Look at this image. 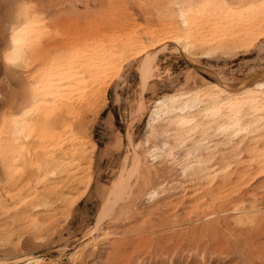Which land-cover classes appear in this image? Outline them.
Segmentation results:
<instances>
[{"label": "bare ground", "instance_id": "1", "mask_svg": "<svg viewBox=\"0 0 264 264\" xmlns=\"http://www.w3.org/2000/svg\"><path fill=\"white\" fill-rule=\"evenodd\" d=\"M233 1L235 0H173L172 15L170 12L168 14L173 19L174 11L180 17L181 21L177 26L158 31L149 23H144L143 26L139 23L138 29L143 32L135 29L125 31L111 40L112 35L109 33L112 22L109 25L98 22L92 28L90 26V29L84 27L80 33L71 34L81 22L78 15L49 31L45 16L49 15L51 21H54L55 15L52 16L45 5L48 3V7L53 6L56 4L53 0H47L46 4L42 0L0 2V28L1 25H8L5 33L7 40L0 52L8 47L13 30L28 20L33 22L31 38L35 45L23 68L3 63L0 67L8 75L20 71L27 81L25 91H9L1 100L0 240H8L24 228L35 235L48 231L57 223V216L64 214L66 209H71L77 200L71 193L83 183L89 185L91 179L84 163L93 160L92 153L96 143L90 142L86 137L92 119L88 117L92 115L94 120L99 114L103 107L99 101L105 100L112 80L118 77L126 62L166 44H172L173 50L193 59H211L240 51L249 52L255 47L264 29L261 31V27H264V0H250L251 2L241 6ZM160 9H164V6ZM7 10H13V14L4 18ZM126 21L129 22V19ZM198 21L204 22L196 24ZM123 26L126 24L123 23ZM108 34L110 41L106 42L104 38ZM206 34L212 37H204ZM144 37L149 38L146 43L141 39ZM153 63L154 58L149 56L142 62L144 82L151 75ZM252 76L257 77L250 85L240 89H233L220 79L211 83L209 89L182 91L155 100L151 112L152 122L162 119L169 121L172 124L169 135L175 142L178 145L191 143L184 155L187 161L180 171L186 177L181 182H186L189 189L192 188L189 198L193 201L211 198L209 200L214 203L215 199L221 197L214 198V191L220 192L232 182L234 176L237 177L235 182L242 188L264 175V71ZM107 78L110 80L106 81ZM155 128L151 125L150 129L153 132ZM210 136L215 138L207 139ZM164 145L166 149L161 152L170 159L174 158V147L169 143ZM200 147L206 152L199 154ZM243 153L250 157L249 162L239 159ZM235 157H238L237 161H234ZM141 158L138 152H134L130 163L132 168H129V164L128 172L121 169L120 179L112 190L113 201L126 198V204H130L133 198L131 177L136 181L142 177V183L149 185L152 177L167 176L168 169L164 164L158 169L148 166L145 173H142ZM232 164L242 166V169L231 171ZM153 192L144 193L151 195ZM251 193L254 194L253 191ZM201 201L192 207L198 208ZM236 208L239 206L236 205ZM258 210L259 208H249L251 212H259ZM239 214L231 215L229 219L222 215L223 218L215 221H198V218L193 222L191 219H182L179 224L186 223L185 230L180 232L178 238L175 237L176 231L170 234L168 230H163L171 224L169 216H159L157 231L160 236L156 241L153 240L154 237V242L147 239L149 233L139 236L138 232L141 231L134 230L130 238L109 242L114 254L121 256L120 260L112 264L133 263L125 261L126 244L135 249H144L149 245V250L153 248V258L158 261L168 256L173 259L170 251L179 249L185 240L187 245L193 246V251H188L185 247L193 255L190 263L196 261L197 256L204 259L209 253L211 258L225 255L231 259L236 256L237 264H264V252L255 247L258 237L264 233V216L255 214L246 221ZM235 225L241 226L238 228L240 238L234 240L232 237L231 242L230 231ZM242 225L250 228L245 230L244 236ZM219 226L223 229L220 230ZM114 236V231L103 230L98 239L105 241ZM260 245L259 243V247ZM132 253L134 255L136 251ZM21 264L44 263L40 258L29 257Z\"/></svg>", "mask_w": 264, "mask_h": 264}, {"label": "rangeland", "instance_id": "2", "mask_svg": "<svg viewBox=\"0 0 264 264\" xmlns=\"http://www.w3.org/2000/svg\"><path fill=\"white\" fill-rule=\"evenodd\" d=\"M42 1L45 3L47 0ZM53 1L56 4L54 3L50 7L47 6L48 3H45V7L49 8L50 14L52 16L55 15L54 21H51L52 19L49 15L45 16V19L48 20L45 21V24L49 31L60 26L67 19L73 16L77 17V15L81 22H79L78 27L72 30L71 34L80 33L84 27L90 29V26L92 28L98 22L101 24L107 23L105 25H109L108 23L112 22L109 34L113 37L110 36V40L125 31H134L135 29L143 32L142 29H138L139 23L141 25L149 23L151 27H155L158 31H165L177 26L181 21L174 11L173 16L175 18L173 17L172 19L173 0H168L169 3L166 0ZM163 1L167 2L168 6L166 4L163 5ZM240 1L235 0L233 3L241 6L248 2H253V0ZM0 2H4V0H0ZM163 6L164 9L161 10L160 8H163ZM12 12L13 10L6 12L7 15L4 18L13 14ZM169 12L171 15L168 14ZM165 15L170 16L166 17ZM128 19L129 22L126 21ZM201 22L204 21H198L196 24H200ZM123 23L126 24L125 27L127 28L123 26ZM136 26L137 28H135ZM7 27L8 25H1L0 28V51L7 40L5 34ZM263 28L261 27V31ZM263 31L260 33L259 42L249 52L240 51L237 54L216 56L211 59H193L187 57L184 53L173 50L172 44H166L149 50L142 56L135 57L136 59L133 58L126 62L120 70L121 73L119 72L120 75L118 74V77L112 80L105 100L99 101L100 105L103 106L99 114L96 118L94 117V120L92 115L88 117V119H92H90V127L87 130L86 137L90 142L94 141L96 143L94 153H92L93 160H87L84 163L88 167L89 178L91 179L89 185L83 183L71 193L72 197L77 198V200L73 203L71 209H66L64 214L57 216L58 221L55 224L56 226L54 225L48 231H43L40 235H35L32 232L35 237L31 231L29 233L24 228L22 231L18 230L8 240H0V264H21L24 259L29 257L40 258L44 264H112L114 261L120 260L121 256L114 254L112 245L109 243L110 241H122L124 238H130L133 236L131 232L136 230L141 231L138 232L139 236H146L149 233L147 239L150 238L154 242L160 236L157 231L159 229L157 218L162 215H168L169 219H171V224L163 230H168L167 232H170V234L176 231V238L185 230L184 225L186 223L179 224V222H182V219H191L193 222H196L198 218V221L206 219H214L215 221L220 217L223 218L222 215L229 219L236 213H240L239 215L241 217L243 215V219L245 218L248 221L255 214L257 216H264V175L256 178L253 183L242 188H240V184L235 182L237 177H232V182L220 192L214 191V198L221 196L215 199L214 203L212 200H209L211 198L196 201L190 199L189 194H191L192 188L189 189L186 182H181V179H186V177L180 170L183 163L187 161L184 155L191 143L178 145L173 137L169 135L172 126L169 121L162 119L158 122H152L151 120L153 117L151 112L155 100L168 97V95L182 93V91L209 89L211 88V83L220 79H223L220 81L233 89H240L246 85H250L257 77H251V75L264 71ZM109 34L104 38L106 42L110 41L108 38ZM209 36V34H206L204 37ZM141 39H144L146 43L149 38L144 37ZM50 43L56 44L55 42ZM77 46L80 47L82 44H77ZM147 56L154 58V66L150 77L144 82L142 79L144 73L142 62ZM109 80L107 78L106 81ZM26 86L27 81L20 71H17L16 74L8 75L1 68L0 110L3 109L1 106L3 95L13 90L25 91ZM160 122L163 123L160 124ZM151 125L157 128L153 132L150 129ZM213 138L215 137L210 136L207 139ZM167 143L174 147V158L172 159L161 152L166 149L164 144L167 145ZM204 151L205 149L200 147L198 153L201 154ZM134 152H138L142 157V173H145V168L148 166H151L152 169H158L164 164L167 166L168 174L167 176L152 177L149 185L142 183V177L138 178V181L134 177H131L132 204L131 201L129 202L130 204H126V198L121 201L119 199L115 200L116 203L113 201L114 198L111 197L113 195L112 190L120 179L121 171L124 169V171L128 172L129 168H132V164L130 163L132 162ZM238 157H235L234 161H237ZM239 159L244 160L246 163L250 161V157L244 153ZM129 164L131 167H129ZM234 165L232 164L231 171L242 169V166ZM124 177L127 176L125 175ZM152 186L155 187L152 188ZM198 188L201 189L200 187ZM146 191L149 193L154 191V194H145L144 192ZM252 191L254 194L251 193ZM200 201L202 203L198 204V208H193L195 207L194 204ZM113 203L114 205H112ZM236 205L239 206L238 209ZM249 208H259V212H251ZM176 216L179 217L177 218ZM244 220L241 221L243 222ZM24 225L25 223L20 227L22 228ZM239 226L235 225L231 229V242H233L232 237L234 240L240 238L238 235L241 226L240 228ZM219 227L220 230L223 229L222 226ZM172 229L173 231H171ZM242 229V236H244L246 234L245 230L248 231L250 228L243 227L242 225ZM103 230H112L116 233V236L102 241L98 238ZM204 240L208 239L204 238ZM257 240L255 247L257 246V249H262L261 251L264 252V233ZM181 241H184V239ZM259 243L261 244L260 247ZM183 244H186V240ZM129 245L126 244L124 246L127 251L125 261L129 260V263L130 261L133 262L132 264H237L236 262L238 261L236 256L231 259L226 258L225 255L219 258H211L209 253H207L204 259H199L197 256L196 261L190 263L193 260V255L188 252L190 250L193 251L191 244H186V246L181 245L179 249L170 251L173 259L174 256L177 257L174 260L170 259L171 256H168L156 261L153 258L155 255L151 254L153 248L149 250V245L144 249H135ZM185 247L188 251L185 250ZM134 251L136 253L134 255L133 253L131 254Z\"/></svg>", "mask_w": 264, "mask_h": 264}, {"label": "clouds", "instance_id": "3", "mask_svg": "<svg viewBox=\"0 0 264 264\" xmlns=\"http://www.w3.org/2000/svg\"><path fill=\"white\" fill-rule=\"evenodd\" d=\"M33 22L28 20L14 29L9 37V45L0 52V63L12 67L23 68L28 60V55L33 49L34 41L32 40Z\"/></svg>", "mask_w": 264, "mask_h": 264}]
</instances>
